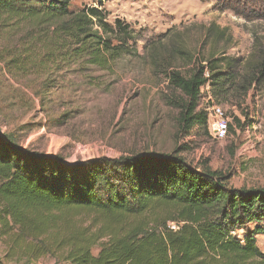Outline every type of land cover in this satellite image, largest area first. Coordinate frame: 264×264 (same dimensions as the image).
Returning <instances> with one entry per match:
<instances>
[{"label": "trees", "instance_id": "trees-1", "mask_svg": "<svg viewBox=\"0 0 264 264\" xmlns=\"http://www.w3.org/2000/svg\"><path fill=\"white\" fill-rule=\"evenodd\" d=\"M101 4L71 11L70 0H0L1 69L41 99L75 81L96 86L99 73L139 57L135 31L120 20L108 23ZM237 4V16L264 21V0ZM259 53L258 62L241 68L243 75L235 73L237 60L223 58L198 62L185 74L167 70V83L184 98L175 104L182 131L206 130L207 116L198 111L206 83L211 98L224 104L264 80ZM263 219L264 188L235 189L207 163H187L178 149L69 165L0 132V239L8 260L264 264L254 238L261 229L236 236Z\"/></svg>", "mask_w": 264, "mask_h": 264}, {"label": "rangeland", "instance_id": "rangeland-1", "mask_svg": "<svg viewBox=\"0 0 264 264\" xmlns=\"http://www.w3.org/2000/svg\"><path fill=\"white\" fill-rule=\"evenodd\" d=\"M100 1L108 23L120 20L135 31L139 57L121 59L112 73H99L96 86L88 79L75 81L43 99L0 64V132L69 165L178 149L187 163H207L235 189L264 188V80L228 103L211 98L230 126L227 138L217 141L210 135L207 91L198 106L207 116L206 130L194 126L185 133L175 106L184 98L164 76L167 70L188 73L196 63L205 66L217 58L237 60L235 73L243 75L241 68L258 62L259 51L264 54V21L237 16V0ZM83 6L97 7L98 0H70L71 11ZM153 57L165 62L164 68H156ZM256 228L261 229L254 235L256 245L264 253V219L236 236L243 239ZM4 242L0 239V264H64L49 257L8 260Z\"/></svg>", "mask_w": 264, "mask_h": 264}, {"label": "built area", "instance_id": "built-area-1", "mask_svg": "<svg viewBox=\"0 0 264 264\" xmlns=\"http://www.w3.org/2000/svg\"><path fill=\"white\" fill-rule=\"evenodd\" d=\"M204 90L207 91L206 102L209 104L206 108V111L208 113L209 118H211L209 122L210 135L214 140L222 141L228 136L229 119L225 115L223 109L212 102L208 83H206L200 88L201 94ZM169 227L173 230L176 229L175 224H170Z\"/></svg>", "mask_w": 264, "mask_h": 264}]
</instances>
